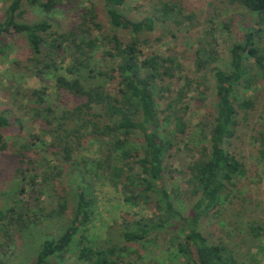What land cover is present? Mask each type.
Here are the masks:
<instances>
[{
	"label": "trees",
	"instance_id": "16d2710c",
	"mask_svg": "<svg viewBox=\"0 0 264 264\" xmlns=\"http://www.w3.org/2000/svg\"><path fill=\"white\" fill-rule=\"evenodd\" d=\"M101 1L109 26L104 35L108 48L102 53L108 63L103 65L93 61L99 41L94 30L102 27L94 5L86 8L77 29L63 33L52 30L47 19L21 21L23 0H11L0 20V50L6 46L3 34H23L33 53L32 65L27 69L52 78L58 101L55 105L45 88L16 91L28 99L25 104L15 99L13 104L39 125L40 133L14 148L12 155L21 165L34 163L27 152L36 140L49 136L52 141L46 150L54 147L61 162L67 163L66 169L53 166L42 173L41 183L51 189L56 202L50 215L60 219L63 227L58 234L43 236L31 264H67L65 256L70 251L78 264H175L142 258L141 247L136 243L155 242L162 234L170 242L179 240L176 246L182 264H242L227 244L208 241L200 220L221 203L230 192L229 187L246 173L244 163L229 153L225 144L235 135L238 110L250 106L249 102L235 103L236 87L251 82L250 59L264 76V0H225L244 8L254 21L243 41L230 47L228 71L215 66L218 57L210 41H200L195 50L196 70L211 67L215 90L212 120L203 125V129L208 128L203 136L206 141L195 147H189L182 138L187 128L183 98L194 81L181 75L183 65L177 54L144 51L157 22L175 20L180 9L176 3L161 2L157 15L133 19L121 10L124 0ZM31 3L49 13L62 0ZM121 33L129 35V39L121 38ZM59 53L69 57L65 67L54 60ZM181 78L182 85L171 95L166 81L178 82ZM165 92L169 95L165 96ZM197 93L203 100L205 90ZM16 114L11 106L0 110V150L8 146L3 140L4 132ZM88 139L97 143L99 158L85 159L75 154L74 150ZM256 139L264 158V133ZM185 148L191 152L187 165L175 168L174 162ZM18 168L24 181L23 170L20 165ZM53 170L56 172L52 177ZM37 177L34 172L30 186L36 184ZM62 177L69 180L65 185H61ZM98 178L119 187L130 205H153L155 213L149 217H124L114 223L111 229L115 230L104 240L90 239L88 225L96 201L92 181ZM173 178L183 179V189L175 182L170 185ZM182 195L190 198L187 207L179 204ZM9 211L17 214L14 207ZM7 216V212H0V218ZM21 217L18 213L17 218L9 219L24 226L20 225ZM0 231L7 233L3 225ZM249 232L259 237L264 228L251 222ZM0 264H4L1 257Z\"/></svg>",
	"mask_w": 264,
	"mask_h": 264
},
{
	"label": "rangeland",
	"instance_id": "374dc122",
	"mask_svg": "<svg viewBox=\"0 0 264 264\" xmlns=\"http://www.w3.org/2000/svg\"><path fill=\"white\" fill-rule=\"evenodd\" d=\"M10 1L0 0V20ZM161 2L176 3L180 14L175 20L157 22L151 34L152 40L144 47V51L177 54L183 65L181 75L194 81L189 94L183 98V103L187 106V128L182 138L189 147H195L206 141L203 136L208 128L203 129V125L212 120L215 101L211 67L196 70L195 50L200 41H210L218 57L215 66L228 71L230 47L243 41L248 26L254 22L253 16L244 8L231 5L225 0H124L121 10L133 19H141L146 15H157ZM91 5L98 8V21L102 25L101 29L94 30V37L99 41L93 61L103 65L108 63L102 53L108 48L104 35L109 32V26L101 0H62V3L49 13L33 6L31 0H23L20 20L33 23L47 19L52 24V30L63 33L77 29L83 21L86 8ZM120 36L123 39L130 37L126 33H121ZM2 40L6 46L0 50V110L11 106L19 119L13 117L14 122L5 130L3 140L8 146L0 150V212H7L8 215L6 218H0V226L3 225L7 229L6 234L0 231V257L4 264H31L43 236L58 234L63 227L60 219L50 215L56 209V202L51 195V189L41 183L42 173L47 169L51 170L53 166L66 169L67 163L61 162L53 152L54 147L46 150V146L52 141L49 136L36 140L27 152L34 163L21 165L12 155L14 148L24 141H29L32 135L40 133L39 125L32 122L29 115L13 104L15 99H20L21 104H25L28 99L16 94V91L45 88L49 99L53 100L55 105L58 101L54 95L52 78L48 74H34L27 69L32 65L33 53L25 36L12 31L3 34ZM261 44L264 46V36ZM54 60L62 67L70 62L65 53H59ZM249 65L251 82L236 87L235 103L249 102L250 106L238 110L235 135L225 144L229 153L244 163L246 173L229 187L230 192L222 198L221 203L201 218L200 228L210 243L227 244L242 264H264V234L255 237L249 232L251 222L264 228V158L259 153L260 144L256 139L258 134L264 133V76L255 66L253 59L249 60ZM166 83L171 87V95L174 96L175 89L182 85L183 78L178 82L174 79ZM203 89L204 99L199 100L197 90ZM164 95L169 93L165 92ZM97 147L94 140L88 139L84 146L74 152L85 159L99 158ZM189 153L191 152L186 148L180 153L174 162L175 168L186 167ZM19 165L23 170L24 181H21L22 176L18 172ZM34 172L38 177L36 184L30 186L29 179ZM55 172L53 170L52 177ZM67 181V178H63L61 185H65ZM173 182L177 183L180 189L185 185L182 178L171 179L170 185ZM54 183L59 186L56 180ZM92 185L96 201L94 216L88 225V236L94 241L104 240L109 232L115 230L111 229L114 223H120L124 217H149L155 213L153 205H130L124 200L121 189L114 187L105 178L92 181ZM21 188L22 192L19 191ZM189 200L188 196L182 195L179 204L187 207ZM11 207L16 209L17 214L9 211ZM18 213L22 216L20 225L24 226H19L16 220L9 219L17 218ZM24 227L26 229H23ZM176 241L179 240L175 238L170 242L169 238L162 234L155 242L136 244L141 247L139 250L143 259L182 264ZM65 257L67 264H78L75 262L73 251L68 252Z\"/></svg>",
	"mask_w": 264,
	"mask_h": 264
}]
</instances>
